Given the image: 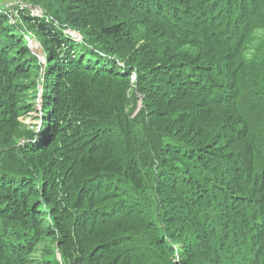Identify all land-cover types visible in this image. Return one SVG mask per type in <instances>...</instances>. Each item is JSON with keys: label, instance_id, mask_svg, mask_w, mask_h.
<instances>
[{"label": "trees", "instance_id": "obj_1", "mask_svg": "<svg viewBox=\"0 0 264 264\" xmlns=\"http://www.w3.org/2000/svg\"><path fill=\"white\" fill-rule=\"evenodd\" d=\"M21 1L0 8V264H59L58 242L63 264H264V0Z\"/></svg>", "mask_w": 264, "mask_h": 264}, {"label": "rangeland", "instance_id": "obj_2", "mask_svg": "<svg viewBox=\"0 0 264 264\" xmlns=\"http://www.w3.org/2000/svg\"><path fill=\"white\" fill-rule=\"evenodd\" d=\"M2 1V0H1ZM5 3H3V2H0V8L1 7H3V9L5 8V10H7L8 11V13L11 15V16H15V15H17V13H18V11H17V6H19V5H22L23 6V2L21 1V0H3ZM7 2H9V3H12V2H14L13 3V5L12 6H10V5H8V3ZM151 5H157V2L155 1V0H150V2H149ZM9 7V9H6V8H8ZM31 12L33 13V14H35V15H41V14H43L44 12H45V10H44V8L43 7H41V6H33L32 8H31ZM174 19H176V18H179L180 16L178 15V14H176L175 13V15H171ZM196 19H198V21L200 22V23H206V19H205V17H204V15L202 14V15H200L199 17H197ZM200 19H202V21L200 20ZM56 23L57 24H60L58 21H56ZM66 32H67V34L68 35H71L72 37H73V39H75V40H77V41H81L83 38H84V36L83 35H80L79 33H77L75 30H73V29H71V28H67V30H66ZM140 44H142V43H140ZM28 46H29V48H30V50H31V53H33V54H35V56H36V58H37V60H38V63H40V64H42V66H44L45 64H46V57H45V53L46 52H44V49H43V47H42V44H41V42L39 41V39L38 38H36V37H33V38H31L30 40H29V43H28ZM136 46L137 47H139V44L137 43L136 44ZM40 75L41 76H43V72L42 71H40ZM172 78H179V75H178V73H175V72H173V74H172V76H171V78H170V82L168 83V84H166V85H164V86H162V88H160L159 90L161 91V92H163L165 95H167V96H172L173 94H174V90H173V80H172ZM137 79V74H133V75H131V81L132 82H135V80ZM42 80H43V78H41L40 80H39V86H38V89H37V92H38V95H39V97H38V103H37V110H38V112H36V113H33V115L34 116H36L37 114L40 116L41 114H40V111H41V109H42V106H43V100H42V98H41V96H42V87H44V84H42ZM180 82L182 83V84H185V85H190V86H192V83H193V81L192 80H190V79H187L186 77H180ZM195 84V83H194ZM41 91V92H40ZM173 97V96H172ZM24 119V121L27 123V124H29L30 126H37L38 124H40V122H42V120H41V118L39 119V118H34L33 116H32V114L31 115H27L26 117H24L23 118ZM38 127V126H37ZM37 131H39V130H37ZM44 219H46L47 220V218L46 217H43ZM41 226H42V224H41ZM57 248V247H56ZM55 248V249H56ZM40 251H42V250H40ZM35 259H39L40 260V258H38V257H35ZM39 263V262H38ZM40 264V263H39Z\"/></svg>", "mask_w": 264, "mask_h": 264}]
</instances>
